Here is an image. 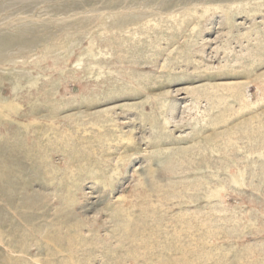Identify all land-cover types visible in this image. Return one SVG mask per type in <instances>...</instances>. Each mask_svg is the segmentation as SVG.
I'll return each mask as SVG.
<instances>
[{
    "label": "rangeland",
    "instance_id": "374dc122",
    "mask_svg": "<svg viewBox=\"0 0 264 264\" xmlns=\"http://www.w3.org/2000/svg\"><path fill=\"white\" fill-rule=\"evenodd\" d=\"M0 264H264V0H0Z\"/></svg>",
    "mask_w": 264,
    "mask_h": 264
},
{
    "label": "bare ground",
    "instance_id": "6f19581e",
    "mask_svg": "<svg viewBox=\"0 0 264 264\" xmlns=\"http://www.w3.org/2000/svg\"><path fill=\"white\" fill-rule=\"evenodd\" d=\"M8 258V257H7Z\"/></svg>",
    "mask_w": 264,
    "mask_h": 264
}]
</instances>
